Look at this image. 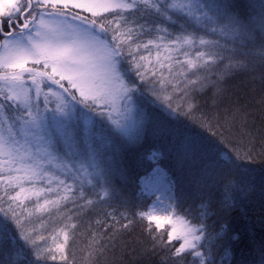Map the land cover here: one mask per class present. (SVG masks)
<instances>
[{
  "label": "rangeland",
  "instance_id": "1",
  "mask_svg": "<svg viewBox=\"0 0 264 264\" xmlns=\"http://www.w3.org/2000/svg\"><path fill=\"white\" fill-rule=\"evenodd\" d=\"M177 2L181 0H167V3ZM251 2L259 9L260 0ZM201 3L204 4L201 11L208 8V15L215 16L214 22L208 26H201L195 19L178 11L171 20L149 8L124 13L132 26H144V40L195 33L194 45L186 50L193 56L196 52L213 56L209 67L200 68L210 83L203 90L193 91L195 110L190 115L186 105H182L178 98L174 99L170 110L166 104L155 99L150 90L141 89L133 93L129 108L133 120L142 122V130L139 135L133 133L130 137L118 130L106 116L100 115L99 106L90 108L76 103L70 123L79 142V154L69 159L73 168L84 164L88 174L82 172L73 179L71 174L66 176L54 166H49L52 175L43 176L39 181L26 179L16 188L7 181H0L4 184L0 196L6 197V204H0V208H7L12 203L9 195L19 191L20 187L44 190L39 198L25 201L24 207L33 212L31 216L23 213L25 223L44 235L46 240L42 243L52 248L56 243L63 242V232L66 231L69 236L66 250L68 264H170L171 257L164 259L169 255L168 251L154 243L161 230L155 229L154 224L150 229L140 213L181 216L193 224H204L207 211H203V201L198 209V204L190 201L191 194L214 193L226 188L229 195L225 200L230 198L234 207L239 204L245 207L250 227L264 224V175L260 171L263 183L259 180L254 182L250 176L251 172L259 170L257 164L264 163V158L255 156L256 149L249 150L224 140L227 130L230 135L235 134L232 125L226 127L224 124L228 121L218 123L208 117L212 110H216L218 115L215 116L219 117L220 111L217 110L224 107L225 101L237 105L235 109H230L233 112L230 117L237 118L238 114L245 124L253 109L258 107V110L264 111V30L249 22L256 16L252 14L250 0H201ZM212 4L219 11L213 10L210 7ZM229 15L236 16L241 22L239 32L230 34L228 29L221 31ZM156 25L166 27L168 33L156 31ZM244 25H247L246 30ZM200 36L214 43L200 45ZM225 66H228L227 69ZM127 68V63L122 62L126 80L135 81V74ZM243 86H249L256 92ZM210 91L214 95H210L212 99L208 102L204 96ZM76 95L79 97L78 93ZM180 95L176 93L175 97ZM203 102L208 105L204 106L206 103ZM50 107H55V104ZM22 111V106L16 104L0 110V130L14 124L17 139L21 142L23 137H19L18 118ZM56 155L64 159L62 145H58ZM218 164L221 168L217 167ZM224 167L227 169L222 171ZM155 168H159L164 180L150 185L149 180L157 175L153 173ZM98 173H103V179ZM0 175L10 176L13 172L5 171ZM246 176L249 177L245 182ZM49 179L51 183H48ZM245 185L253 190L246 193ZM104 187L109 189L107 197L101 190ZM68 188L71 191L65 193ZM184 190L189 192L188 196ZM64 195L68 198L59 210L50 208L46 213L34 211L38 200L43 203L45 198L59 196L63 199ZM192 211L198 212L194 214ZM0 220H6L15 233L14 237L0 243V264H62L58 254L57 261H37L32 247L19 236L14 222L3 213H0ZM129 221L132 222L129 227H121L122 223L128 224ZM78 227L82 231L79 234ZM168 230L169 226L165 225L164 233ZM213 235L204 227V239L200 243L202 251L208 256L207 264H227L230 255L227 248H231L237 235L227 229L222 239L216 236L213 241ZM217 245H221V249ZM192 259L187 257L186 264H191Z\"/></svg>",
  "mask_w": 264,
  "mask_h": 264
},
{
  "label": "snow or ice",
  "instance_id": "2",
  "mask_svg": "<svg viewBox=\"0 0 264 264\" xmlns=\"http://www.w3.org/2000/svg\"><path fill=\"white\" fill-rule=\"evenodd\" d=\"M210 7L219 11L215 4ZM138 8L155 9L157 15L167 20L178 11L201 26H208L215 20V16L208 15V8L201 11L204 8L201 0L177 3H167V0H0V110L13 104L23 108L18 118L23 142L17 139L14 124L0 130V173L13 172L10 176L0 175V181H7L13 188L26 179L39 181L43 176L52 175L49 166L66 176L71 174L73 179L82 172L88 174L84 164L73 168L69 159L79 154V142L70 123L76 103L90 108L99 106V114L130 137L133 133L139 135L142 130V122L133 120L129 108L136 91L150 90L153 97L170 110L175 98L186 105L187 114L195 110L193 91L203 90L210 83L200 68L209 67L213 56L204 52H196L193 56L186 50L194 45L195 33L144 40V26H132L124 16ZM259 8L261 12L249 22L264 30V4ZM109 16L112 19H108ZM243 28L246 30L247 25ZM224 29L230 34L239 32L241 22L229 15L221 31ZM155 30L168 33L166 27L159 25ZM210 43L214 42L199 37L200 45ZM180 56L184 59H179ZM122 62H126L127 70L135 74V81L126 80ZM176 93L182 95L175 97ZM53 104L55 107H50ZM58 145L63 146L64 159L56 155ZM153 173L157 175L149 184L162 183L164 177L159 174V168L153 169ZM98 175L103 179V173ZM51 182L49 179L48 183ZM3 188L4 184L0 183V189ZM101 190L106 197L109 195L107 187ZM43 191L20 187L9 195L12 203L0 208V213L14 222L19 236L32 247L37 261H57L58 254L62 264H68L66 231L63 242L52 248L42 243L46 240L44 235L25 223L23 213L33 214L24 207L25 201L39 198ZM69 191L71 188L65 193ZM83 195L81 193V197ZM67 198V195L63 199L59 196L45 198L43 203L38 200L34 211L59 210ZM140 215L146 218L150 229L154 224L155 229L161 230L154 243L168 251L164 259L171 257L170 264H186L189 256L193 258L191 264H207L208 256L200 243L204 239V224L153 212ZM131 223H122L121 227L127 228ZM165 225L170 229L166 234ZM14 236L6 220H0V243Z\"/></svg>",
  "mask_w": 264,
  "mask_h": 264
},
{
  "label": "bare ground",
  "instance_id": "3",
  "mask_svg": "<svg viewBox=\"0 0 264 264\" xmlns=\"http://www.w3.org/2000/svg\"><path fill=\"white\" fill-rule=\"evenodd\" d=\"M243 88H246L247 90L252 91V92H256V90H253V88H251L249 86L248 87L243 86ZM210 95L212 96L214 94H212V92H211L210 94L207 93L204 96L208 102H209V99H212ZM203 103H206V102H203ZM224 103H226V104L223 105L224 106L223 108L215 107V108H219V110H217V111H220L219 117L215 116V115H218L215 112L216 110L215 111L212 110V112L210 111L208 114L209 119H213V122L219 123V122L228 121V122H225L224 126L228 127V126L232 125V130H233V133H235V134L230 135V133L227 130V133L225 134L226 136H224L223 139L226 141H229L230 143H233L235 145H241L244 148H247L249 150L256 149L255 151H257V152L255 153V156H260V157L264 158V111L261 109L258 110V107L253 109L250 119H248L247 120L248 122L245 124L244 120L240 119V117H238V114H237V118L230 117L231 114L233 113L232 110H230V109H233V108L235 109V107L237 105H234L232 103H228L226 101ZM244 103L247 104V102H244ZM206 105H208V104L207 103L204 104V106H206ZM208 117H206L207 120H208ZM203 118H205L204 115H203ZM248 123H250V124H248ZM245 128H248V129L250 128V130H248V129L246 130ZM257 148H260V149H257ZM246 152H248V151L246 150ZM249 154L253 156L252 151H250ZM258 165H262V166L257 167V168H259V170H256V171H254V169L251 170L254 172H251L250 176L254 182H256V181L258 182V180H259V182L263 183L262 179L259 176H260V171L264 175V163L259 162ZM217 167L221 168V165L218 164ZM226 169H227V167H224L222 169V171H224ZM249 170L250 169H246V171H249ZM243 171H245V168H243ZM189 172H191V171H189ZM189 172L186 173L187 174L186 176L189 175ZM248 177L249 176L245 177L246 178L245 182L248 181ZM254 182H252V183H254ZM245 186H247V185H245ZM225 190H226V188H222L221 190L218 189V191H215L214 193L206 191L207 193L205 192L202 194H191V195H189V192L187 190L183 191V192H185L186 196H188V195L191 196L190 201L195 202V205L198 204V209L201 208L199 206L201 200L203 201V203H202L203 204V211H207V212H205V215H204V224H205V227L209 230V234L210 233L214 234L213 236H211L212 237L211 240H213V238L216 236H218L220 239L225 237L226 229H227V231L232 232L231 228H230L232 219L237 218L236 217L237 213H235V216H234L233 212L235 210L238 211L239 207L243 208V210H242L243 214L247 218H249V213H247V211L245 210V207L242 204L236 205L234 207L230 204V198H228L227 201L225 200L229 195L226 193V192H228V190H226V191ZM252 190H253V188H251L249 186L245 187L246 193H247V191L251 192ZM232 202L235 203L234 201H232ZM197 212L198 211H192V213H194V214H197ZM191 216H192V214H191ZM262 226H264V224H262ZM80 232H82L81 228L78 227L77 233L79 234ZM232 246L233 245H231V248L229 247V249L227 248V251L229 254H231ZM217 248L221 249V245H217Z\"/></svg>",
  "mask_w": 264,
  "mask_h": 264
},
{
  "label": "trees",
  "instance_id": "4",
  "mask_svg": "<svg viewBox=\"0 0 264 264\" xmlns=\"http://www.w3.org/2000/svg\"><path fill=\"white\" fill-rule=\"evenodd\" d=\"M19 137L22 138V134ZM261 166L257 164V167ZM5 202L6 197L1 195L0 204L5 205ZM242 210L239 207L238 211L233 212L234 216L237 213V218L232 219L230 228L237 239L232 243L227 264H264V226L250 227Z\"/></svg>",
  "mask_w": 264,
  "mask_h": 264
},
{
  "label": "clouds",
  "instance_id": "5",
  "mask_svg": "<svg viewBox=\"0 0 264 264\" xmlns=\"http://www.w3.org/2000/svg\"><path fill=\"white\" fill-rule=\"evenodd\" d=\"M260 4H264V0H260ZM250 7H251V9H252V14H253V15H258V14L261 12V9H260V8L257 9V8L255 7V4L252 3L251 0H250Z\"/></svg>",
  "mask_w": 264,
  "mask_h": 264
}]
</instances>
